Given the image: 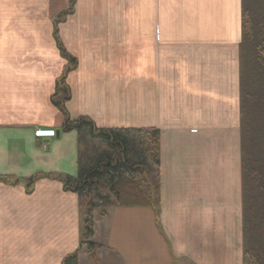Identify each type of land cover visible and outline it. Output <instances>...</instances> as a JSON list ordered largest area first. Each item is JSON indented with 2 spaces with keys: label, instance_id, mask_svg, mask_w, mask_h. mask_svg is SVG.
Instances as JSON below:
<instances>
[{
  "label": "crops",
  "instance_id": "crops-1",
  "mask_svg": "<svg viewBox=\"0 0 264 264\" xmlns=\"http://www.w3.org/2000/svg\"><path fill=\"white\" fill-rule=\"evenodd\" d=\"M242 10L243 0H0V177L77 176V133L61 130L52 102L65 76L73 120L161 133L159 210L96 211L100 264H243ZM79 246L76 193L53 178L31 192L0 180V264H62ZM79 264H93L84 248Z\"/></svg>",
  "mask_w": 264,
  "mask_h": 264
},
{
  "label": "trees",
  "instance_id": "trees-1",
  "mask_svg": "<svg viewBox=\"0 0 264 264\" xmlns=\"http://www.w3.org/2000/svg\"><path fill=\"white\" fill-rule=\"evenodd\" d=\"M59 45L62 55L74 67L75 59ZM70 98V88L63 76L56 83L52 102L63 115L61 130L77 133V176L37 173L31 180L10 176L0 180L22 182L31 192L38 179L53 178L62 182L64 189L76 193L80 246L66 255L62 264H79L83 248L93 264H100L97 253L104 245L95 239L96 211L104 216L108 209L119 207L159 210L161 133L153 127L99 128L89 117L73 120L66 107ZM240 133L242 262L264 264V0H243Z\"/></svg>",
  "mask_w": 264,
  "mask_h": 264
},
{
  "label": "built area",
  "instance_id": "built-area-1",
  "mask_svg": "<svg viewBox=\"0 0 264 264\" xmlns=\"http://www.w3.org/2000/svg\"><path fill=\"white\" fill-rule=\"evenodd\" d=\"M34 134L36 137H54L56 135V132L52 129L39 128L35 130Z\"/></svg>",
  "mask_w": 264,
  "mask_h": 264
}]
</instances>
